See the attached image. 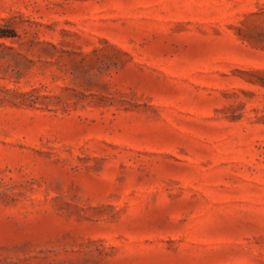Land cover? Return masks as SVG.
<instances>
[{
	"label": "rangeland",
	"instance_id": "1",
	"mask_svg": "<svg viewBox=\"0 0 264 264\" xmlns=\"http://www.w3.org/2000/svg\"><path fill=\"white\" fill-rule=\"evenodd\" d=\"M0 264H264V0H0Z\"/></svg>",
	"mask_w": 264,
	"mask_h": 264
}]
</instances>
